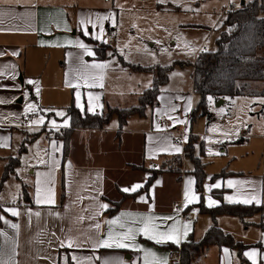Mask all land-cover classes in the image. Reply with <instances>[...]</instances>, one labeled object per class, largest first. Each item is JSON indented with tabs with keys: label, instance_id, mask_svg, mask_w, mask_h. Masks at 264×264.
Segmentation results:
<instances>
[{
	"label": "crops",
	"instance_id": "1",
	"mask_svg": "<svg viewBox=\"0 0 264 264\" xmlns=\"http://www.w3.org/2000/svg\"><path fill=\"white\" fill-rule=\"evenodd\" d=\"M230 2L229 0L228 4L233 6ZM206 5L205 0H0V184L6 165L12 159H19L15 172L0 185V233H3L0 235V261L6 264H174L171 251L160 246L169 243L181 246L191 236L194 238L193 229L190 234L189 227L196 221L191 223L183 218L182 211L189 214L191 204L199 210L196 206L201 202V193L196 189V177L193 173L196 165L194 159L185 153L186 143L191 135L196 136L201 144H206L207 137L211 135L226 136L209 134L213 123L210 118L211 106L209 115L204 116L207 121H201L202 117L192 121L191 115L199 97L194 92L188 95L178 90H168V81L161 88L160 105L154 109L149 107L144 116L130 117L121 132L117 116H114L117 123L111 124L113 118L103 129H75L70 135L66 156L62 139L52 137L47 140L48 132L29 129L24 124L30 114L40 113L38 120L45 118L46 121L35 125L47 124L52 127L50 123L55 121L57 127H52L53 129H67L70 127L67 110L72 104L82 112L101 114L105 111L102 87L108 75H112L109 81L118 90V95L134 94L139 100L152 87L154 74L135 72L129 66L163 67L153 55L164 50L156 48V45H151V49L145 48L139 41L137 45L135 37L134 40L125 39L121 34V27L132 29L133 25L143 23L148 18L158 20L160 14L193 13L204 16ZM226 16L227 14L221 16L223 22ZM191 25L196 29L203 26ZM216 25L208 27V35L212 34ZM109 28L115 32V40L112 42L115 52L136 54L135 57L116 54L118 60H115L111 45L106 58L97 57V43L103 42L100 39L101 33L108 32ZM199 35V41L195 36V46L191 48L192 52L195 51L196 58L203 44L200 40L204 34ZM170 40L173 42L172 46L176 47V39L172 37ZM140 41L144 39L140 38ZM81 44L85 48H81ZM130 46L133 49H129ZM86 49L92 54L89 55ZM62 55L64 62H61ZM99 64L106 67H94ZM126 73L149 76H139L144 78H139L141 84L135 87L131 86L130 80L122 78L121 75ZM39 85L50 87L57 96L69 86L73 90H83L77 92V95L73 93L72 103L66 108L65 116L69 119L67 127L59 125L60 118L55 111H25V89L31 92V101L41 108L36 91ZM85 90L96 91L88 92L86 96ZM64 94L66 96V92ZM230 99L232 98L211 101L221 107L229 103ZM204 128L206 132H203ZM182 130L188 134L184 145L175 142ZM40 136H44L45 145L37 144ZM235 142L237 141L228 143ZM24 145L25 150L22 151ZM227 147L220 148L223 157L218 160L220 170H209V163L204 158L206 153H201L200 148L201 154L198 156L199 148L194 150L193 157L204 165L206 173L203 190L206 192V201L208 200L206 206L216 207L221 202L264 204V169H260L261 163L256 166L257 161L253 159L250 169L238 171L233 164L227 165L228 159L237 157V153L231 148L229 153ZM177 148L180 149L179 152L176 151ZM177 156H182V174L161 173L148 192L123 200L125 194H133L145 186L152 174L151 169L174 165L172 161ZM241 158L249 160L248 155ZM220 174L221 176L215 177ZM189 181L192 182L190 185ZM228 181L235 183L229 187ZM136 184L143 186L135 192L126 193L122 190ZM216 184H220V187H214ZM37 186L41 188L42 194L47 188H51L55 202L37 204ZM189 189L198 199L185 207V192ZM215 190L223 191L221 200L214 196ZM251 196H255L256 200L251 203L242 202ZM210 200L215 201L212 206H209ZM120 201V207L115 213H107V210L114 209V204ZM101 204L108 205L107 209H102ZM8 209H16L19 215H11ZM37 212L40 213L39 216L35 215ZM258 215L260 221H247L254 216L241 220L246 224L245 231L251 227L260 231L258 233H261V237L256 243L246 241L228 227L229 220L224 217L234 216L223 215L217 219L225 233H232L238 242L251 246L245 251V257L251 264H264V230L259 227L264 218ZM149 216L155 218L158 231L170 229V224L173 229L177 228L176 235L180 242L165 240L156 243L154 239L138 234L132 242L133 246L129 248L95 246L99 240L107 237L109 231L115 234L127 231L128 228H142L143 218ZM80 217L84 219L81 220ZM118 217L117 224L107 223ZM164 217L171 219L164 220ZM97 223L100 224L99 229L95 227ZM121 223L124 228L120 227ZM13 224L18 227L13 228ZM185 231L190 234L189 238L184 235ZM258 233L256 235L259 237ZM203 234L204 231H201V236ZM69 240L74 242L72 247L67 246ZM213 247L217 246L210 248ZM217 249L219 264H241L236 251L229 247ZM248 253L255 255L250 259Z\"/></svg>",
	"mask_w": 264,
	"mask_h": 264
},
{
	"label": "rangeland",
	"instance_id": "2",
	"mask_svg": "<svg viewBox=\"0 0 264 264\" xmlns=\"http://www.w3.org/2000/svg\"><path fill=\"white\" fill-rule=\"evenodd\" d=\"M230 1H231L230 3H232L233 5V8L234 7L236 8L239 7V5L245 0H230ZM205 2L207 4L206 5L207 9L205 11L206 13H204L205 14L204 16L194 15L193 13L191 14L176 13V15L160 14L158 15L160 16L158 20L148 18L147 21L136 24L135 27L133 25L134 28L132 29H129L127 26L121 27V31H122L121 34H123L125 39L134 40L133 37H135L136 38L135 44L137 45L139 42H141L143 46H145V48L148 49H151L150 48L151 45H156V48L165 51V53L164 51L158 52L156 55H153V57L156 59V61L159 62V64H162L164 66H173L170 72V79H169L170 82L167 85L168 90H178L188 95L193 94L194 92L193 63L195 61L196 56H195V51L192 52L191 48L195 46L194 45L196 41L194 40L195 36H197V39L199 41L200 38L199 34L200 33L204 34L200 42L203 43L201 45H205L206 51L217 50V40L220 37L221 32L223 31V20L221 19V16L225 14V8L227 5L230 6V8L232 6L231 4H228L229 0H205ZM181 24L185 26L182 27ZM191 24H195V26L201 24L203 26L202 28L196 29V27H192L194 25ZM215 25L216 27L215 29H213L214 31L212 32V34L208 35L209 34L208 27H214ZM172 37L175 38L177 41L176 47L172 46L173 42H171L170 40ZM140 38H143L144 41H140ZM100 39L106 44L112 46L111 49L113 53H115L114 55L115 60H118L116 54H120L121 57L127 55L128 58L129 56L130 57L136 56V54H129L119 51L116 53L115 50L113 49L114 43H110L108 40L107 32H104V34L101 33ZM147 39H151V40H147ZM200 42H198V45H200ZM129 49H133V48L131 47ZM168 52L170 53L168 54ZM64 61L65 58L64 55H62L61 62ZM112 63L113 60L110 62V66L112 65ZM109 69L111 68L109 67ZM111 76L112 75H110L109 77L108 75L106 77V80L102 87V89H104L102 90L103 97H105L104 110L106 111L109 106L124 108V107L138 105L139 100L137 99L138 98L137 95L132 94V95L123 96L117 94L118 90L117 89L115 90L114 86L109 81ZM121 76L122 78H126L127 80H130L131 86L137 87L139 84H141V82H139L140 80L139 78H144L149 75H144V74L136 75V73H132L131 75H129L128 73H126V75H121ZM139 76H144V77H139ZM37 89H39V91L37 92V96L39 98V102H41L40 103L41 108L37 104H35V102L31 101V97H30L31 92L28 89H25L24 90L25 111L29 113H36V112H40V110H43L45 112L55 111L56 114L63 113L64 115H57V117L60 118L59 125L64 126L65 121H67V125H69V119L65 116L66 108L69 107L72 103V99L74 98L73 93H76L77 95V92H81L83 90H81V88H77L76 90H73L72 86H69L66 90H64V92H66V96L64 92H60V95L57 96L56 92L53 91L48 86L44 87L39 85ZM94 91L96 90H85L84 93L87 96L89 94L88 92H94ZM230 100L231 101L229 103L221 107H217L218 103H214L213 101H211L210 103L211 106L210 118L212 119L213 123L211 125L209 134H224L226 136L223 137L221 136L213 137L212 135L208 136L206 144L205 143L203 144V147L205 148V150L204 149L203 150L206 153V156H204V158L207 159L206 162L209 163L208 168L209 170H216V169L220 170L219 167L220 162L218 161L220 160L219 158L222 157L220 148L223 146H228L227 149L229 153L231 148L233 152L237 153L236 154L237 157L234 158L231 157L230 159H228L227 165L233 164L234 168L239 169L238 171H246L247 169L251 168V164H253L252 160L254 159L257 161L256 166H258V163L260 162L261 163L260 169L263 170L264 169V97L239 96L232 98ZM29 105L34 106L35 110L28 111ZM38 115L41 117L40 113H38ZM200 120L207 121V117H202L200 118ZM45 121L46 119L43 118V123ZM114 123H117V118H114L113 121L111 122V124ZM50 124H52V121ZM45 131L48 132V134H53L54 138L59 137L60 131L59 132L57 130H45ZM203 132H206L205 128L203 129ZM242 137L245 138L241 141L242 143L241 142L235 144L228 143V142L238 141ZM191 142L193 144L191 143L190 146H192L193 149L192 151L186 152V154H190L191 152H193L194 154V150L197 147L199 148L198 156H200L201 153L199 150L202 145L201 142L195 138H193ZM37 144H42V145L46 144L44 136H40V138L37 141ZM187 144L188 143H186V145ZM246 155H248L249 160L241 158L242 156L245 157ZM189 161L192 162L191 159ZM205 194L206 192H203V196H204L203 201L204 204L207 205L208 200L206 201ZM190 206H192V209L189 210L190 217L194 218L196 223L193 225L190 224L189 233L193 229L194 239L199 241L200 239H202L205 232L211 227L213 221L210 215L202 214L200 212V209L198 210L197 208H195L193 204H191ZM224 218H227L226 220H229L228 227L233 229V231H235L234 233H236V235H238L239 237L244 238L246 241H255L253 243H256V241L260 239L261 233H258L260 231L255 229L254 227H251L248 231H245L244 227L246 226V224L242 223L241 219H239L238 217H224ZM176 219L179 222V217H177ZM247 221L248 222L260 221V217L259 215H256L253 217V219L251 218L248 219ZM170 229H173L171 227V224H170ZM170 229L166 230L165 232L169 231ZM201 231H204V234L202 236H201ZM176 232H177V228H176ZM189 233L186 236L187 238L190 237V234L192 232L190 234ZM257 233L260 234L259 237L258 235H256ZM236 240L238 241V239ZM169 244H174V243H169ZM169 244L162 245L160 247L166 248L167 250H170L172 253L175 250L172 251V249H169L167 247ZM262 253L264 254V244H263ZM219 256H220L219 249H217V247H213L208 250V253L204 258H202L199 262L195 264H219ZM261 259H262V255H261ZM262 261L264 260L262 259Z\"/></svg>",
	"mask_w": 264,
	"mask_h": 264
},
{
	"label": "trees",
	"instance_id": "3",
	"mask_svg": "<svg viewBox=\"0 0 264 264\" xmlns=\"http://www.w3.org/2000/svg\"><path fill=\"white\" fill-rule=\"evenodd\" d=\"M110 46L105 42L97 43L96 52L99 59L106 58ZM135 72H151L154 74L152 87L147 89L139 99V104L130 108L120 109L108 107L101 114H90L80 111L74 104L68 110L70 127L59 132V138L64 141V155L69 151L70 135L77 128L103 129L110 124L114 116L118 117L119 132L127 125L128 119L134 115L144 116L149 107L156 108L160 105L159 96L162 86L169 81V74L173 66H155L151 68L140 65H130ZM193 87L194 93L199 97L198 104L191 115L195 121L199 117L209 115L211 100L234 98L239 96H262L264 97V0H245V4L230 9L223 22V31L217 40L216 51H205L199 55L193 63ZM258 85V86H257ZM43 131V130H42ZM196 136L191 135L188 144L185 146V153L192 151L191 141ZM239 139L235 143H240ZM193 144V143H192ZM203 144L201 153H203ZM25 150V145L22 151ZM196 165L194 175L196 177V189L201 193V202L197 205L202 214H208L212 218V226L204 237L195 241L193 236L181 246L169 244V249L177 251L180 247L181 264H195L199 262L208 252L210 247H229L237 252L241 264H251L245 257V251L251 247L238 242L231 234L225 233L218 225L219 216H234L241 220L255 215H262L264 218V204L243 205L228 204L221 202L218 206L209 208L203 201L204 183L206 173L204 165L199 159L189 154ZM175 163V164H174ZM172 164L162 169H151V176L145 186L133 194H125L124 198L134 197L141 193L148 192L157 176L164 172L182 174V156L173 158ZM19 165V159H12L6 165L2 176L1 184L15 172ZM140 169V168H139ZM221 176L220 175H216ZM223 191L215 190L214 196L221 200ZM122 201L115 203L114 209L107 210V213H115ZM2 209L0 207V213ZM259 227L264 230V222Z\"/></svg>",
	"mask_w": 264,
	"mask_h": 264
},
{
	"label": "snow or ice",
	"instance_id": "4",
	"mask_svg": "<svg viewBox=\"0 0 264 264\" xmlns=\"http://www.w3.org/2000/svg\"><path fill=\"white\" fill-rule=\"evenodd\" d=\"M161 2H163V0H161ZM134 27H135V25H134ZM97 38H99V37H97ZM80 47L81 48H85V45L81 44ZM86 51H88V50L86 49ZM88 54L91 55L92 53L90 51H88ZM94 67L103 69L104 67H106V65L99 64V65H94ZM29 83H33V81H29ZM38 91H39V89H37V92ZM34 110H35L34 106H32V105L28 106V111H34ZM89 110H91V108ZM57 115H64V114L63 113H57ZM33 123L34 124L43 123V118H41L38 121H33ZM67 126H68L67 125V121H65L64 127H67ZM52 127L53 128L57 127L55 121H52ZM176 151L179 152L180 149L177 148ZM191 183L192 182L189 181V185ZM234 183L235 182H233V181H228V186L232 187ZM38 185H39V182H38ZM142 186L143 185H141V184H136V185L132 186L131 188H124L122 190L124 192H126V193L127 192H135L139 188H141ZM214 187L219 188L220 184H216V185H214ZM197 199L198 198L196 197L195 193H191L190 189L187 190L185 192V200H186L185 207H187L188 204H191V203L195 202ZM229 200L231 201V198H229ZM253 200H256L255 196H251V197H249L248 199H246V200H244L242 202L243 203H251ZM54 202H55L54 201V193H53L51 188H47L46 191L42 194L41 188L39 186H37V189H36V203L37 204H53ZM214 203H215V201H211L210 200L209 201V206H212ZM100 207L102 209H107L108 205L101 204ZM8 211H10L11 215H13V216L19 215V213L17 212L16 209H8ZM35 215L39 216L40 213L37 212V213H35ZM121 215H126V214H121ZM0 219H2V217H0ZM80 219L83 220L84 217H80ZM154 219L155 218H153L151 216L143 218L142 222H143L144 226L142 228H139V229L133 230L132 228H128L127 231H123V232H119V233H115V234L112 231H109L107 237L104 238V239L99 240L96 243L95 246L96 247H104V248H112V247L129 248V247L133 246L132 242L135 241L136 235H138V234H142V235L146 236L148 239H154L156 241V243H161V242H163L165 240H172L175 243H179L180 242L179 241V236L176 235V230L175 229H170L167 232L158 231L157 229L159 228V226L154 223ZM162 219L168 220V219H171V217H164ZM118 222H119V217L117 219L107 221V223L110 224V225H115ZM11 226L13 228L18 227L15 224H13ZM95 227H96V229H99L100 228V224L99 223L95 224ZM120 227L124 228V224L121 223ZM0 235H3V233H0ZM184 235L185 236L187 235V231H185ZM73 244H74V242L69 240L67 246L68 247H72ZM62 246H63V242H62ZM247 255L251 259L255 255V253H248ZM0 264H6V262L0 261ZM146 264H147V262H146ZM254 264H255V262H254Z\"/></svg>",
	"mask_w": 264,
	"mask_h": 264
},
{
	"label": "built area",
	"instance_id": "5",
	"mask_svg": "<svg viewBox=\"0 0 264 264\" xmlns=\"http://www.w3.org/2000/svg\"><path fill=\"white\" fill-rule=\"evenodd\" d=\"M230 9H231L230 6H228V8H226V10H225V14H228ZM107 36H108V40H109L110 43L114 42V40H115V32H114L113 29H111V28L108 29ZM205 50H206L205 45H202L200 47L197 55L199 56V55L203 54L205 52ZM38 119H39V116L37 114H30L29 117L25 120L24 126L26 128H29V129H40V130H43V131H45V130H56V129H53L52 127L48 126L47 124L42 125V126L35 125L33 123V121H38ZM210 122L211 121H209V123ZM57 131L59 132L61 130L57 129ZM169 132H173V131H169ZM187 135H188L187 132L182 130L180 132V136L175 139V142L184 145L185 142H186L185 141V137ZM52 137H53V134H48L46 136V139L50 140ZM182 214H183V218H185L189 222H191V223L195 222L194 218L190 217L189 215H186L184 210L182 211ZM181 253H182L181 247L177 251H174V252L171 253V260L175 264H181Z\"/></svg>",
	"mask_w": 264,
	"mask_h": 264
},
{
	"label": "water",
	"instance_id": "6",
	"mask_svg": "<svg viewBox=\"0 0 264 264\" xmlns=\"http://www.w3.org/2000/svg\"><path fill=\"white\" fill-rule=\"evenodd\" d=\"M241 4L244 5L245 4V1H243Z\"/></svg>",
	"mask_w": 264,
	"mask_h": 264
}]
</instances>
